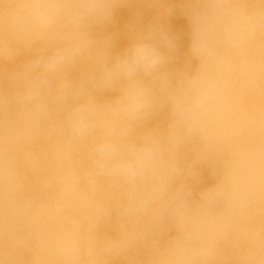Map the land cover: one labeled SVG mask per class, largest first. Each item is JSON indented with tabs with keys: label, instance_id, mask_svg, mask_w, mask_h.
<instances>
[{
	"label": "clouds",
	"instance_id": "1",
	"mask_svg": "<svg viewBox=\"0 0 264 264\" xmlns=\"http://www.w3.org/2000/svg\"><path fill=\"white\" fill-rule=\"evenodd\" d=\"M0 264H264V0H0Z\"/></svg>",
	"mask_w": 264,
	"mask_h": 264
},
{
	"label": "rangeland",
	"instance_id": "2",
	"mask_svg": "<svg viewBox=\"0 0 264 264\" xmlns=\"http://www.w3.org/2000/svg\"><path fill=\"white\" fill-rule=\"evenodd\" d=\"M177 23H179V21H177Z\"/></svg>",
	"mask_w": 264,
	"mask_h": 264
}]
</instances>
